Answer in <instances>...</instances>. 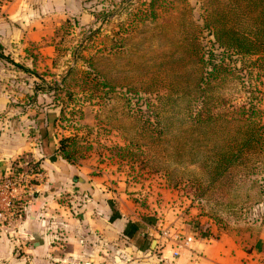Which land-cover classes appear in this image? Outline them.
Listing matches in <instances>:
<instances>
[{"label": "rangeland", "instance_id": "1", "mask_svg": "<svg viewBox=\"0 0 264 264\" xmlns=\"http://www.w3.org/2000/svg\"><path fill=\"white\" fill-rule=\"evenodd\" d=\"M5 2L0 0V6ZM89 9L94 16L90 25L67 20L56 30L62 57L56 60V69L37 71L47 76V83L63 85L61 79L67 78L70 94L60 91L58 101L48 95L41 99L58 105L60 111L65 107V120L59 121L57 130L61 138L72 139L66 149L72 164L87 163L99 175L109 171L118 181L125 179L147 193L171 189L190 202L197 215L226 231L245 235L261 231L264 157L247 177H234L230 184L225 178L210 186L202 162L191 161L200 156L173 154L181 108L176 113L169 104L163 105L164 85L175 78L179 30L192 32L198 26L204 30L202 43L206 49L212 47L214 38L204 28L203 0H92ZM185 22L193 24L183 28L180 24ZM255 73L264 78L263 69ZM0 77L15 80L13 87L26 94L37 84L45 89L38 77L1 56ZM153 80L158 89L147 90ZM239 82L227 83L221 92L231 110L245 101ZM158 113L166 122H158Z\"/></svg>", "mask_w": 264, "mask_h": 264}, {"label": "crops", "instance_id": "2", "mask_svg": "<svg viewBox=\"0 0 264 264\" xmlns=\"http://www.w3.org/2000/svg\"><path fill=\"white\" fill-rule=\"evenodd\" d=\"M91 2L2 3L1 52L36 71L55 70L62 58L56 30L67 20L93 23ZM13 82L0 77V175L25 157L45 177L22 217L0 227V264H264V228L252 238L220 231L171 189L147 193L109 171L67 162L59 151L60 109L28 104L33 92H19ZM162 228L194 241L173 260L175 245L161 244Z\"/></svg>", "mask_w": 264, "mask_h": 264}, {"label": "trees", "instance_id": "3", "mask_svg": "<svg viewBox=\"0 0 264 264\" xmlns=\"http://www.w3.org/2000/svg\"><path fill=\"white\" fill-rule=\"evenodd\" d=\"M203 4L204 28L214 38L212 47L206 49L201 40L204 30L198 26L192 32L178 31L175 78L164 85L167 95L163 105L169 104L176 113L181 108L173 154L181 158L200 156L191 161L202 162L208 174L206 181L214 186L223 183L225 178H229L227 184H230L234 177H247L264 157V78L255 73L257 68L264 70V0H203ZM192 24L180 25L184 28ZM214 48L221 53H216ZM0 56L44 82L45 89L37 84L28 104L51 107L52 103L41 96L48 95L58 101L60 91L70 94L65 87L66 77L61 79L63 85L47 83L44 75L6 57L1 50ZM238 80L245 92V101L231 110L221 92L227 83L233 85ZM157 86L153 80L147 90H157ZM60 114L59 121L65 120V107ZM160 116L158 122H166V117ZM71 141L64 137L59 142L60 155L69 163H72L71 154L66 149ZM34 166L39 163L35 161ZM218 229L251 238L260 232L245 235L226 231L219 225Z\"/></svg>", "mask_w": 264, "mask_h": 264}, {"label": "built area", "instance_id": "4", "mask_svg": "<svg viewBox=\"0 0 264 264\" xmlns=\"http://www.w3.org/2000/svg\"><path fill=\"white\" fill-rule=\"evenodd\" d=\"M34 163L35 161L29 158H19L0 175V227L4 228L22 217L26 201L34 197L37 187L44 180V170L40 165L34 166ZM159 237L161 244L173 241V260L181 255V249L194 241L193 236L172 234L167 228L160 230Z\"/></svg>", "mask_w": 264, "mask_h": 264}, {"label": "water", "instance_id": "5", "mask_svg": "<svg viewBox=\"0 0 264 264\" xmlns=\"http://www.w3.org/2000/svg\"><path fill=\"white\" fill-rule=\"evenodd\" d=\"M157 244V241L156 240H154L153 242H152V245H151V247L153 248L155 245Z\"/></svg>", "mask_w": 264, "mask_h": 264}]
</instances>
